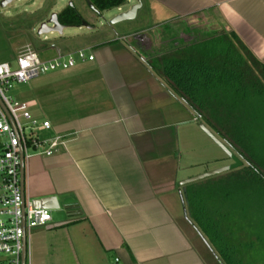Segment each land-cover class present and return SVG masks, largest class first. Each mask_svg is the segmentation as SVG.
<instances>
[{"label":"crops","instance_id":"0c3cea01","mask_svg":"<svg viewBox=\"0 0 264 264\" xmlns=\"http://www.w3.org/2000/svg\"><path fill=\"white\" fill-rule=\"evenodd\" d=\"M139 2L133 20H94L37 53L48 60L84 49L93 60L55 71L30 96L44 113L36 119L50 125L42 137L63 146L23 162V198L53 197L58 206L51 224L29 233L25 264H219L182 196L202 164L188 161L211 149L194 145L198 120L147 67L149 46L158 49L149 37L170 21L212 13L209 31L232 32L264 67V0Z\"/></svg>","mask_w":264,"mask_h":264},{"label":"trees","instance_id":"16d2710c","mask_svg":"<svg viewBox=\"0 0 264 264\" xmlns=\"http://www.w3.org/2000/svg\"><path fill=\"white\" fill-rule=\"evenodd\" d=\"M82 1L98 18L126 2ZM56 20L77 28L82 17L71 4ZM192 39L167 52L152 50L145 63L244 164L188 182L187 218L219 264H264V67L232 32Z\"/></svg>","mask_w":264,"mask_h":264},{"label":"built area","instance_id":"2783aa9c","mask_svg":"<svg viewBox=\"0 0 264 264\" xmlns=\"http://www.w3.org/2000/svg\"><path fill=\"white\" fill-rule=\"evenodd\" d=\"M119 10L120 7L116 9ZM92 60L84 49L56 51L52 58L42 60L26 46L17 52L12 65L0 63V264H20L23 238L27 255L29 233L52 222L49 210L35 208L22 198L19 154L24 162L33 155L51 156L63 146L58 137H42L50 130L49 123L32 117L26 103L6 93L15 84H25L44 73L65 71Z\"/></svg>","mask_w":264,"mask_h":264},{"label":"rangeland","instance_id":"374dc122","mask_svg":"<svg viewBox=\"0 0 264 264\" xmlns=\"http://www.w3.org/2000/svg\"><path fill=\"white\" fill-rule=\"evenodd\" d=\"M1 1L3 0H0V2ZM133 2H135V0H129L127 3H124V5L120 7L119 12L116 11V9H112L102 13L98 18L95 15H92L91 10L85 9L87 7L85 5H82L81 0L12 1L11 3L4 6V8H0V63H8L12 65L15 55L17 54V52H19L20 49H23L27 46L33 51H36V53H39L42 48L48 47L50 44H56L59 41V38L67 37L68 35L76 33L75 29L66 28L62 30L61 36L55 33L46 34L43 36L36 35V31L40 23L46 21L50 14H57L65 6H68L69 3L73 5L75 10L80 15H82L83 17L85 15V23L87 26L88 24H92L94 20L101 26H105V24H107L109 20L115 15L120 12L126 11L129 8L130 4ZM215 19L216 17L214 16V14L210 13V15H205L203 17L198 15L192 18L187 17V19L183 18L179 20H173L165 25L167 26L166 30H154L152 31V33H150L149 38H151L150 40H153V44L155 47L158 46L157 50H159V52H167L173 47L179 48L182 45L189 43L193 36H196L200 39L213 34L209 31V28L212 25V21ZM44 37L45 40H43ZM145 44L148 45L149 43ZM149 49L150 52H152V50L156 51L153 46H149ZM57 74H60V72H48L44 73L43 75H39L38 77L28 81L25 84H15L6 94L13 99L28 103V106L30 108L29 113L32 117L38 119H41L42 117L44 118V113L41 112L38 102H31L30 96L38 90L41 91L40 89L42 88V86L45 83H48L47 81H49L50 83L51 80H53L52 78H54V76ZM197 123L199 126H202L208 134L213 135L217 139V137L212 133L210 129L206 127L203 122L198 120ZM192 142L195 146H209V148L211 149V151L203 152V154L200 156H195L196 158H198V160L188 161V163L194 165L195 163H202L199 166L196 165L192 167V171L203 174L205 172H209L231 164V160L227 158L226 154L219 147H217L210 140L208 135L200 128L197 133V137L193 136ZM213 156H216V158H218V161L202 162L203 160H208V158L210 159ZM235 158L237 159V157ZM238 162L242 165L244 164L240 160H238Z\"/></svg>","mask_w":264,"mask_h":264},{"label":"water","instance_id":"95a60500","mask_svg":"<svg viewBox=\"0 0 264 264\" xmlns=\"http://www.w3.org/2000/svg\"><path fill=\"white\" fill-rule=\"evenodd\" d=\"M12 1H17V0H3V1H1L0 2V8H4V6H6L7 4H9ZM85 4L94 13V9H92L90 4L88 2H85ZM68 6H71V4L69 3ZM139 8H140V2H139V0H135V4L130 5L126 11L120 12L117 15H115L113 18H111L109 20V22L107 24L108 25H114V24H118L120 22L131 21L134 19L136 11ZM66 28L67 27H62L57 23L56 14L52 13V14H50V16L48 17V19L46 21L39 24L37 31H36V35L37 36H43V35L52 34V33L60 35L62 30L66 29ZM77 28L87 29L88 26L86 25V23H84L82 21L80 23L79 27H77ZM133 40L139 41L140 37L136 36V38H133ZM148 45H150V43ZM144 49H147V48H144ZM8 119H9V117H8ZM9 121L11 123L10 119H9ZM11 125H12V123H11ZM199 128L202 131H204L208 135L210 140L226 154L227 158H229L231 160V164L228 166H225L222 168H217L215 170L205 172L203 174L195 176V177L191 178L188 182L200 181L202 179H206V178H209V177H212L215 175H219V174L234 170L240 166V163L238 162V160L233 155H231L229 153V151L226 150V148L213 135L208 134L207 131L202 126H199ZM18 178H19V185H20V189H21V195L23 198V162H22L21 154H19ZM32 206L35 208H41V209H45V210H49V211H55L58 209L56 201L53 197L44 198L41 200H32ZM24 241L25 240L23 238V248H22V251L20 254V264H25V261H26V253H25V246H24L25 242Z\"/></svg>","mask_w":264,"mask_h":264}]
</instances>
